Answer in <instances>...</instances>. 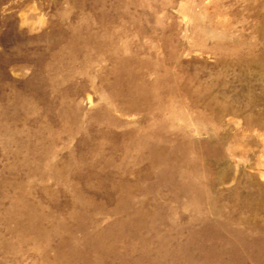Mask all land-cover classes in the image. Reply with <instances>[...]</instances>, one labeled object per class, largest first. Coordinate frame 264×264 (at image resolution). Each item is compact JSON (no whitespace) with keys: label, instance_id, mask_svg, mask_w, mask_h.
Segmentation results:
<instances>
[{"label":"rangeland","instance_id":"374dc122","mask_svg":"<svg viewBox=\"0 0 264 264\" xmlns=\"http://www.w3.org/2000/svg\"><path fill=\"white\" fill-rule=\"evenodd\" d=\"M0 264H264V0H0Z\"/></svg>","mask_w":264,"mask_h":264}]
</instances>
